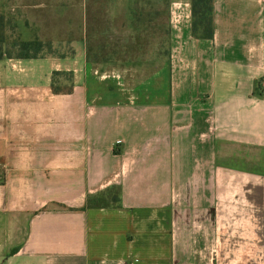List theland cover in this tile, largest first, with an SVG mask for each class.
<instances>
[{"label":"crops","instance_id":"1","mask_svg":"<svg viewBox=\"0 0 264 264\" xmlns=\"http://www.w3.org/2000/svg\"><path fill=\"white\" fill-rule=\"evenodd\" d=\"M17 1L0 17L71 52L0 59V264H264V0H213L212 40L175 2L168 59L132 84L89 60L86 0Z\"/></svg>","mask_w":264,"mask_h":264},{"label":"rangeland","instance_id":"2","mask_svg":"<svg viewBox=\"0 0 264 264\" xmlns=\"http://www.w3.org/2000/svg\"><path fill=\"white\" fill-rule=\"evenodd\" d=\"M135 1L138 7L143 9V16L134 26L130 7ZM182 1H188L191 5V0H86V50L94 68L106 74L121 72L129 84H132L134 75L135 82L149 76L169 57L170 8L175 2ZM5 4L9 10H16L13 7L19 5V1L0 0V6ZM7 13L12 15L15 12L10 10ZM60 20L59 37L62 43L73 36L68 33V25L70 26L75 19ZM2 21L8 42L32 38L38 40L35 35L24 33V17H3ZM78 25L80 27V24ZM42 42L46 43L40 53L42 56H48L53 52L62 57L70 55L71 51L67 45H62L60 50L52 51L47 39H42ZM8 51L13 56L17 54V49ZM61 73L56 77V85L61 91H66L72 82L71 74L65 71ZM262 89L264 91V85ZM203 229L204 227L197 225H183L178 227V233L186 240ZM205 231L209 232L208 227H205Z\"/></svg>","mask_w":264,"mask_h":264},{"label":"trees","instance_id":"3","mask_svg":"<svg viewBox=\"0 0 264 264\" xmlns=\"http://www.w3.org/2000/svg\"><path fill=\"white\" fill-rule=\"evenodd\" d=\"M134 26L137 25L143 16V9L138 7L137 1L130 7ZM0 17V59L3 57L14 59H38L43 56L40 54L45 48V44L39 40L32 41H11L8 42L4 35V25ZM213 0H191V34L195 39L212 40L213 39ZM49 48V47H48ZM17 49V54L13 56L8 50ZM50 49V48H49ZM61 72H54L52 75L51 89L54 94H70L73 88L72 82L66 91H61L56 85V77ZM70 76V75H68ZM262 85H259L257 94H261ZM264 92V91H263ZM120 203L119 190L111 188L110 190L94 196H88L87 207L93 209L118 207Z\"/></svg>","mask_w":264,"mask_h":264},{"label":"built area","instance_id":"4","mask_svg":"<svg viewBox=\"0 0 264 264\" xmlns=\"http://www.w3.org/2000/svg\"><path fill=\"white\" fill-rule=\"evenodd\" d=\"M261 85L263 86L264 85V82H262Z\"/></svg>","mask_w":264,"mask_h":264}]
</instances>
